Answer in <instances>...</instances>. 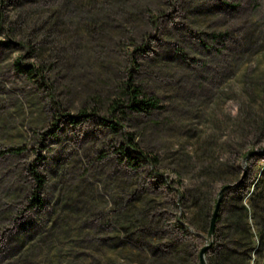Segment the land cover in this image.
Masks as SVG:
<instances>
[{
    "label": "rangeland",
    "instance_id": "374dc122",
    "mask_svg": "<svg viewBox=\"0 0 264 264\" xmlns=\"http://www.w3.org/2000/svg\"><path fill=\"white\" fill-rule=\"evenodd\" d=\"M227 184L208 264H264V0H0V264H200Z\"/></svg>",
    "mask_w": 264,
    "mask_h": 264
},
{
    "label": "trees",
    "instance_id": "16d2710c",
    "mask_svg": "<svg viewBox=\"0 0 264 264\" xmlns=\"http://www.w3.org/2000/svg\"><path fill=\"white\" fill-rule=\"evenodd\" d=\"M25 72L27 74H29L30 76L35 75V69L29 68V67L25 68ZM123 93L127 97L128 107L137 113L149 114L152 110L159 107L158 98L147 97L146 95H143L139 88L132 87L131 85H129L123 90ZM140 96H142V97H140ZM118 107H121V104L119 101H115V103L112 105V108L115 110ZM122 137H123L124 141L126 142L125 152L128 151V153H129L128 155H130L131 153H136L138 156H135V157H137L138 160H140V161H151L152 165H155L157 163V159L151 158L150 155H148L146 152H144L139 147L138 144L133 142L132 137H130L129 135H127L125 133L122 134ZM125 152H123V154H125ZM130 157H131V155H130ZM38 181L41 183L40 179ZM208 220H209V214L204 215L203 218L201 219V225L204 227H207ZM238 264H248V263L241 262Z\"/></svg>",
    "mask_w": 264,
    "mask_h": 264
},
{
    "label": "water",
    "instance_id": "95a60500",
    "mask_svg": "<svg viewBox=\"0 0 264 264\" xmlns=\"http://www.w3.org/2000/svg\"><path fill=\"white\" fill-rule=\"evenodd\" d=\"M256 153H258V151H256V150L250 151L246 155L245 159L251 155L256 154ZM235 185L236 184L224 185L219 191L218 198H217V201H216V204H215V207H214L211 219H210L209 230H208V234L206 237L207 243L200 249V252H199L200 264H208L206 254H207L208 250L212 247V244H213L212 238H213L215 231H216V226H217V222L219 220L220 208H221V204H222V201L224 198V194L226 193V191L233 188Z\"/></svg>",
    "mask_w": 264,
    "mask_h": 264
}]
</instances>
